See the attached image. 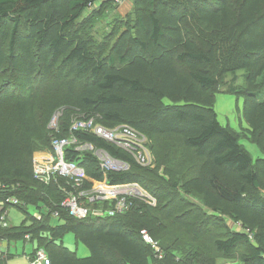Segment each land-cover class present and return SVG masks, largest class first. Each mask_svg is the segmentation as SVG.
<instances>
[{
	"label": "trees",
	"instance_id": "1",
	"mask_svg": "<svg viewBox=\"0 0 264 264\" xmlns=\"http://www.w3.org/2000/svg\"><path fill=\"white\" fill-rule=\"evenodd\" d=\"M105 2L0 0V215L14 205L30 219L0 225V241L32 242L49 264H217L219 254L232 260L235 251L240 264H264V159L253 160L242 135L221 125L214 109V91L231 75L221 91L243 96V135L264 153V0H133L134 18L113 34L108 50L105 42L92 48L82 33ZM46 78L54 79L38 94L36 83ZM59 109L54 134L44 124ZM79 116L108 128L126 123L148 137L154 168L75 133L127 160L130 169L107 173V181L138 182L155 206L132 199L122 214L77 219L61 205L71 188L67 180L33 177L34 153L50 149L52 137L66 135ZM66 159L103 179L91 152H68ZM185 196L201 206L177 214L179 202L191 204ZM11 197L18 203L7 201ZM211 220L223 228L207 239ZM141 229L157 241L162 258L142 240ZM68 232L88 256L64 246Z\"/></svg>",
	"mask_w": 264,
	"mask_h": 264
},
{
	"label": "built area",
	"instance_id": "2",
	"mask_svg": "<svg viewBox=\"0 0 264 264\" xmlns=\"http://www.w3.org/2000/svg\"><path fill=\"white\" fill-rule=\"evenodd\" d=\"M119 2L120 0H114ZM62 110H56L48 122L54 134L59 132V119ZM81 131L91 134L106 143L113 145L129 155L135 163L142 167H155L154 156L149 148L148 137L138 129L126 123H120L108 128L97 123L94 117H75L71 121L67 134L64 136L54 135L50 142V153L40 159L33 158V177L41 182L49 183L56 178L67 180L71 188L66 192V197L61 205L68 213L77 218L84 219L89 215L106 216L124 213L132 203V199L141 200L148 205L155 206L156 199L138 182L109 183L107 173H119L128 171L130 163L119 157L113 156L105 148L94 145L89 141H82L76 136ZM91 152L98 161V166L103 173V179L97 180L89 177L83 166L74 160H67L68 152ZM12 204L18 203L16 197L8 199ZM99 202H106L104 206ZM98 204V205H97ZM57 216L58 212L53 213ZM36 217H40L36 214ZM0 225H10L6 219V211L0 215ZM140 235L145 243L149 244L155 251L156 257L162 258L157 241L146 229L140 230ZM29 238L28 235L25 236ZM1 242V241H0ZM29 264H49L43 249H37Z\"/></svg>",
	"mask_w": 264,
	"mask_h": 264
},
{
	"label": "rangeland",
	"instance_id": "3",
	"mask_svg": "<svg viewBox=\"0 0 264 264\" xmlns=\"http://www.w3.org/2000/svg\"><path fill=\"white\" fill-rule=\"evenodd\" d=\"M106 1L107 2L104 3L105 8L104 6L100 8L97 7L99 8L98 11L101 10L100 12H103V14L99 15V19L93 25L84 27L82 31L83 35L91 41L92 48H97L98 45L105 42L106 50H108L111 40L114 38L113 34L119 32L121 28L125 27L134 18V12L132 6L133 0H120L119 2H115L114 0H106ZM109 1H111V4L108 3ZM242 72H243L242 70L236 72L238 75L236 79L237 86L243 83V78L241 76ZM230 77L231 75L224 76L217 87L218 91H214V96H215L214 109L217 114V119L221 125L228 126L231 129H234L235 131L239 132L240 135H242L239 142L249 152L253 160H256L258 158L264 159V153L259 149V147L243 135L244 129L248 127L245 120L242 117L243 96L242 95L237 96L233 92L221 91L227 88L226 86L228 85V79ZM52 79L54 78H51L49 80L46 78L45 80L36 83L39 87L37 91L38 94L44 92L46 89L49 88ZM52 83H55V80H53ZM49 118L46 119L44 127L47 126ZM165 142H169V141L165 140ZM165 144L166 143L163 142L162 146L165 147ZM46 148L44 150H46ZM34 154L37 156L39 153L35 152ZM163 168L164 165L163 164L161 165L159 163V166L157 167L159 173H162ZM170 182L172 181L168 180L164 182V184L165 183H166L165 185L168 184L167 187H169ZM166 197L167 195H164L162 199L165 200ZM185 199L190 201L192 205L191 204L188 205L184 200L179 202L178 204L180 205L178 207V210L176 211L177 214H180L184 210H188V209L194 210V208L201 206V203L196 198L185 196ZM27 210L32 215L37 214V212H35L36 210L33 207H28ZM195 213H193L192 215L194 216ZM6 218L13 225H19L22 222L28 224L30 222L29 218L27 220L25 219L26 214L21 209H19L14 205L7 206ZM211 221L212 222L208 224L207 227L208 229L205 232H203L204 235L203 237L205 238L207 237V239H213L214 236H216L218 232H220V230L223 228V225L217 222L216 220H211ZM50 223L54 225L56 223V219L51 218ZM227 224L228 226H233L231 221H228ZM9 243L11 244L12 253H14L15 251L19 252V254L16 257L22 256L21 251L23 249L30 250L33 247L32 242L24 241L22 239L15 240L14 243L12 240H10ZM62 243L64 244V246L74 251L78 257H84L89 255L88 248L83 243L76 241L73 233L71 232L64 234L62 238ZM209 243L210 242H208V244ZM239 253L240 251L239 252L235 251L233 253L232 260H226L224 258H221V254H219L216 263L240 264V262L238 261ZM203 255L206 256L209 255V253L205 251L203 252Z\"/></svg>",
	"mask_w": 264,
	"mask_h": 264
},
{
	"label": "crops",
	"instance_id": "4",
	"mask_svg": "<svg viewBox=\"0 0 264 264\" xmlns=\"http://www.w3.org/2000/svg\"><path fill=\"white\" fill-rule=\"evenodd\" d=\"M50 153V149L38 152L39 154L36 156L34 154V158L35 159H40V158H44L46 157L49 153ZM11 224L10 221H8ZM13 243L15 242V240H12ZM35 246L33 245V247L30 250H22L21 251V255L20 257H16L19 252L15 251L14 253L11 252V244L9 243V241L7 240H1L0 242V264H29L30 262V257L29 254L30 253H35L36 250ZM33 253V254H34ZM32 254V255H33Z\"/></svg>",
	"mask_w": 264,
	"mask_h": 264
}]
</instances>
